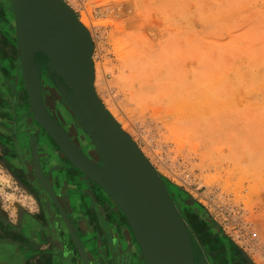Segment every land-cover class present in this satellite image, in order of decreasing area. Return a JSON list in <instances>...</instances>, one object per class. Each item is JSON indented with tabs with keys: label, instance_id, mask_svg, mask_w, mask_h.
<instances>
[{
	"label": "rangeland",
	"instance_id": "rangeland-1",
	"mask_svg": "<svg viewBox=\"0 0 264 264\" xmlns=\"http://www.w3.org/2000/svg\"><path fill=\"white\" fill-rule=\"evenodd\" d=\"M63 1L87 20L98 96L169 192L204 212L249 264H264V0ZM38 56L51 77L47 57ZM43 89L64 101L50 79ZM29 109H20L21 140ZM55 114L93 155L68 109ZM39 128L42 144H51ZM0 201L13 227L25 215L42 219L50 203L2 164ZM47 244L36 249L45 252Z\"/></svg>",
	"mask_w": 264,
	"mask_h": 264
},
{
	"label": "water",
	"instance_id": "water-1",
	"mask_svg": "<svg viewBox=\"0 0 264 264\" xmlns=\"http://www.w3.org/2000/svg\"><path fill=\"white\" fill-rule=\"evenodd\" d=\"M11 3L22 76L34 120L54 138L71 165L123 212L146 264H196L186 223L164 180L97 94L94 44L88 28L63 0ZM38 53L47 57L48 71L56 74L54 80L61 98L91 138L95 156L85 153L49 113L40 62H36ZM35 157L37 160L36 150ZM36 177L42 182L36 181L38 188L46 190L39 191L41 201L48 205L49 196L64 211L49 181L41 174ZM71 234L89 264L73 230ZM201 264L207 263L203 260Z\"/></svg>",
	"mask_w": 264,
	"mask_h": 264
},
{
	"label": "flooded vegetation",
	"instance_id": "flooded-vegetation-1",
	"mask_svg": "<svg viewBox=\"0 0 264 264\" xmlns=\"http://www.w3.org/2000/svg\"><path fill=\"white\" fill-rule=\"evenodd\" d=\"M12 10L11 0H0V73L9 74L4 81L0 79V82H4L2 85L0 83V87L4 86L6 91V95L0 91V164L6 166L24 188L40 199L41 188L38 189L36 181L39 184L42 182L36 174H41L49 181L64 211L49 197V208L42 209V219L31 214L25 215L13 227L6 222L0 201V264H30L31 258L40 253L43 255L37 264H86L73 239L72 230L89 264H146L125 215L120 213L112 200L108 199L96 184L74 166H70L66 157L64 158L69 163H63L59 151L51 144H42L41 130L33 118L29 98L27 96L28 99H25L22 88L23 86L26 89L19 66L17 23ZM38 61L40 59L37 54L36 62ZM43 64L44 61H40L42 87L43 80L50 79L56 88L54 73L45 78ZM43 96L47 109L57 124L89 154L83 143L75 138L73 126L55 116L57 111L66 115L64 101L60 102L54 96L52 99L47 98L44 89ZM21 106L25 111L30 108L24 118L28 136L23 140L20 137V119L23 117L20 116ZM36 132L40 134L36 135ZM80 136L84 138L82 134ZM20 172L25 176V183L19 177ZM54 182H57L58 188L56 184L54 187ZM41 190L46 191L43 186ZM170 193L186 223L196 264H201L203 260L207 264H249L239 251L221 236L218 227L204 212L191 206L184 196L176 195L172 191ZM52 209L56 216L50 212ZM44 243L49 245L45 252L36 249Z\"/></svg>",
	"mask_w": 264,
	"mask_h": 264
},
{
	"label": "bare ground",
	"instance_id": "bare-ground-1",
	"mask_svg": "<svg viewBox=\"0 0 264 264\" xmlns=\"http://www.w3.org/2000/svg\"><path fill=\"white\" fill-rule=\"evenodd\" d=\"M80 22L83 24V25H87V20H86V18L84 17V18H82L81 20H80ZM23 83H24V81H23ZM24 86H25V83H24ZM57 87V86H56ZM25 88H26V86H25ZM68 88V91L70 92V93H72L73 91L69 88V87H67ZM27 90V89H26ZM28 93V92H27ZM60 94V93H59ZM61 96V95H60ZM66 108L68 109V111H69V113L75 118V120L80 124V122L76 119V117L72 114V112H71V110L69 109V107L67 106V104H66ZM40 125V124H39ZM81 125V124H80ZM41 126V125H40ZM82 126V125H81ZM41 128L43 129V131H44V134H45V136H47L48 138H50V140H51V145L52 146H54V148L56 147V148H59L58 147V144H57V142L54 140V138L50 135V134H48V132L41 126ZM83 128V127H82ZM81 130V129H80ZM85 131V130H84ZM83 131V132H84ZM86 133V132H85ZM83 139H84V141L87 143V144H90L91 146L93 145V143H92V140H91V138L87 135V134H84L83 135ZM46 138V137H45ZM85 146V145H84ZM92 150H91V152H92V154L95 156V152H93V150H94V146H93V148H91ZM75 183V182H74ZM76 184V183H75Z\"/></svg>",
	"mask_w": 264,
	"mask_h": 264
},
{
	"label": "crops",
	"instance_id": "crops-1",
	"mask_svg": "<svg viewBox=\"0 0 264 264\" xmlns=\"http://www.w3.org/2000/svg\"><path fill=\"white\" fill-rule=\"evenodd\" d=\"M3 74V75H2ZM7 75H9L7 72H4V73H0V79L1 80H3L4 81V79L5 78H8V76ZM0 82L1 83V85L2 84H4V82ZM9 86H8V84H7V88H8ZM13 90V89H12ZM24 87H23V92H24ZM0 91L2 92V94H5L6 95V91H5V88H4V86H1L0 87ZM13 93H14V90H13ZM0 97L2 98V96L0 95ZM12 97H14V94L12 95ZM1 100V99H0Z\"/></svg>",
	"mask_w": 264,
	"mask_h": 264
}]
</instances>
